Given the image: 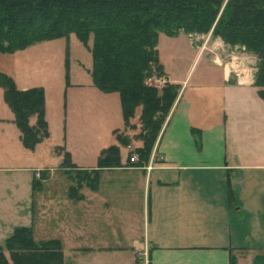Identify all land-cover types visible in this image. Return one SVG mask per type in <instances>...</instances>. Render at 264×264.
Instances as JSON below:
<instances>
[{"label":"crops","instance_id":"0c3cea01","mask_svg":"<svg viewBox=\"0 0 264 264\" xmlns=\"http://www.w3.org/2000/svg\"><path fill=\"white\" fill-rule=\"evenodd\" d=\"M181 33H165L164 45ZM210 41H190L194 59L186 72L170 63L181 46L172 56L158 48L162 78L180 89L147 161L138 153L129 160L128 145L142 146L135 128L128 145L102 143L94 160L74 163L75 173L61 167L64 188L36 194L43 188L33 185L37 150L24 148L14 113L0 117V245L27 226L36 242L60 240L65 264L264 258V99L254 84L256 66ZM111 145L120 149V164L98 166Z\"/></svg>","mask_w":264,"mask_h":264},{"label":"trees","instance_id":"16d2710c","mask_svg":"<svg viewBox=\"0 0 264 264\" xmlns=\"http://www.w3.org/2000/svg\"><path fill=\"white\" fill-rule=\"evenodd\" d=\"M180 31H211L225 43L254 53L258 58L254 84L264 99V0H0L1 51L68 37L72 32L88 46L93 83L102 91L119 94L128 127L141 125L136 137L142 146L134 151L142 161L149 159L180 89L179 84L169 81L160 87L148 82L151 77L165 76L158 50L159 33L176 36ZM0 86L23 145L34 149L49 134L43 88L20 89L3 72ZM117 136L125 145L131 141L124 133ZM119 164L117 145L104 149L98 158V166ZM68 165L75 167L66 151L61 167ZM44 175L43 171L42 178ZM40 184L34 179V187ZM4 248L12 264H65L60 240L36 242L31 227H16L5 246L0 245V264H11Z\"/></svg>","mask_w":264,"mask_h":264},{"label":"rangeland","instance_id":"374dc122","mask_svg":"<svg viewBox=\"0 0 264 264\" xmlns=\"http://www.w3.org/2000/svg\"><path fill=\"white\" fill-rule=\"evenodd\" d=\"M165 38L170 37L160 32L158 48L163 54L168 52L172 56L173 51L181 46L177 48L181 54L178 58L170 59V63L174 68L180 66L184 72L190 69L194 59L195 48L190 47V41L209 44L207 41L211 39V46L216 45L221 48V52L224 48V52L234 51L235 55H243L250 66H256L258 62L257 56L245 47L225 43L211 31L207 34L181 33L179 39L166 46ZM215 40L221 43L215 44ZM91 43L90 38L89 44ZM92 65L93 59L88 46L75 32L68 37L42 40L15 51L0 50V72L12 77L20 89L37 86L42 87L45 93V119L49 134L34 149L23 145L28 150H37L32 155L36 158L35 167H39L41 173L45 168L48 171L46 178L36 177L43 186L42 189L35 188L36 194L43 192L49 195L54 189L64 188V170L61 164L66 151L73 163L84 165L96 158L102 143L110 144L118 140L117 133H129L127 136L135 139V135H131L134 130L126 125L119 94L96 87L91 74ZM161 80L165 82L164 78L151 77L148 82L160 87L163 85ZM3 91L0 86V117L13 116L3 99ZM34 122L32 117L30 123ZM137 127L136 132L139 133L141 125ZM128 149H131V145H128ZM67 167L72 174L75 173L76 167ZM4 254L12 264L8 249L4 248ZM253 264H264V258L258 257Z\"/></svg>","mask_w":264,"mask_h":264},{"label":"built area","instance_id":"2783aa9c","mask_svg":"<svg viewBox=\"0 0 264 264\" xmlns=\"http://www.w3.org/2000/svg\"><path fill=\"white\" fill-rule=\"evenodd\" d=\"M161 83L163 84L164 83V80H161ZM129 147H130V145H129ZM130 150L133 151V148L131 147ZM129 160L131 162H136L138 160L137 154L135 152H133V154L129 157ZM35 175L38 178L41 177V170H37L36 173H35ZM148 254H149V252H148V246H145L144 252H143V257H144L145 261H148ZM138 255H140V252H138Z\"/></svg>","mask_w":264,"mask_h":264}]
</instances>
